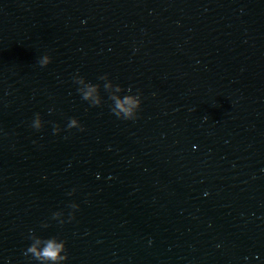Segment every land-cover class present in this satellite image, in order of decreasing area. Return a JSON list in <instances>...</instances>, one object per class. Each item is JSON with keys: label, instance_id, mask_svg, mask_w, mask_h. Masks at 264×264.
Listing matches in <instances>:
<instances>
[{"label": "water", "instance_id": "obj_1", "mask_svg": "<svg viewBox=\"0 0 264 264\" xmlns=\"http://www.w3.org/2000/svg\"><path fill=\"white\" fill-rule=\"evenodd\" d=\"M39 237L64 264H264V0H0V264Z\"/></svg>", "mask_w": 264, "mask_h": 264}, {"label": "clouds", "instance_id": "obj_2", "mask_svg": "<svg viewBox=\"0 0 264 264\" xmlns=\"http://www.w3.org/2000/svg\"><path fill=\"white\" fill-rule=\"evenodd\" d=\"M51 58L47 55L42 57L39 60V64L41 67H47L51 63ZM100 80L105 81L109 80L108 77L101 76L99 77ZM74 82L78 85H84L87 89L86 91L79 87L78 92L81 95L82 99L86 102L91 101L89 103L93 107L100 106V85H93L89 82H86L84 78L76 77L74 78ZM104 90L109 94V99L112 101V113L120 119L123 120H135L137 119V113L141 107V98L140 95H125L121 99L120 95H114L113 94V85L109 84H103ZM114 91L116 93H122L124 91L123 88H121L119 85H114ZM129 92L131 89L128 90ZM95 94V96H94ZM33 128L36 130H40L43 127L42 120L39 114H36L34 122H33ZM79 128L81 131H83V128L79 124V122L72 118L70 119L68 123V129H74ZM60 128L59 126L54 127V133L59 134ZM70 195V193H69ZM70 208H74L75 210H78V205L71 204L69 205ZM60 212L54 213L53 215H58ZM74 215L70 214L69 216V222H71L72 219H74ZM64 222H61L63 224ZM47 227V226H45ZM30 239L32 240V234H30ZM42 245V247H41ZM67 249L65 242L62 240H59L57 237H51V238H38L34 242L32 241L31 246L27 249V252L25 255L31 254V257L38 262V264H64L65 261L68 260L67 256Z\"/></svg>", "mask_w": 264, "mask_h": 264}]
</instances>
